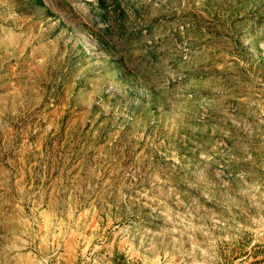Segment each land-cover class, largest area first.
Masks as SVG:
<instances>
[{
    "label": "rangeland",
    "instance_id": "rangeland-1",
    "mask_svg": "<svg viewBox=\"0 0 264 264\" xmlns=\"http://www.w3.org/2000/svg\"><path fill=\"white\" fill-rule=\"evenodd\" d=\"M52 1L0 0V264H264V0Z\"/></svg>",
    "mask_w": 264,
    "mask_h": 264
},
{
    "label": "bare ground",
    "instance_id": "bare-ground-1",
    "mask_svg": "<svg viewBox=\"0 0 264 264\" xmlns=\"http://www.w3.org/2000/svg\"><path fill=\"white\" fill-rule=\"evenodd\" d=\"M60 2V0H53L52 2H49V4L51 5V6H53V5H55V4H57V3H59ZM61 3V2H60ZM58 5V4H57ZM54 7V6H53ZM59 7V6H58ZM86 7V6H85ZM88 12V11H87ZM90 20V19H89ZM81 23H86V21L84 20V19H82L81 20ZM79 29V28H78ZM80 31H82V30H80ZM82 34V33H81ZM85 34V33H84ZM86 40V39H85ZM89 41V40H88ZM91 43H92V41H91ZM90 43V44H91ZM96 43V42H95Z\"/></svg>",
    "mask_w": 264,
    "mask_h": 264
}]
</instances>
